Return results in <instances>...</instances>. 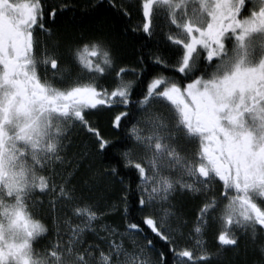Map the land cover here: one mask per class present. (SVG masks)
Listing matches in <instances>:
<instances>
[{
  "label": "snow or ice",
  "instance_id": "snow-or-ice-1",
  "mask_svg": "<svg viewBox=\"0 0 264 264\" xmlns=\"http://www.w3.org/2000/svg\"><path fill=\"white\" fill-rule=\"evenodd\" d=\"M210 236L264 264V0H0V264H212Z\"/></svg>",
  "mask_w": 264,
  "mask_h": 264
},
{
  "label": "trees",
  "instance_id": "trees-1",
  "mask_svg": "<svg viewBox=\"0 0 264 264\" xmlns=\"http://www.w3.org/2000/svg\"><path fill=\"white\" fill-rule=\"evenodd\" d=\"M76 3L82 2V0H74ZM103 2V0H101ZM100 13L102 15L110 16L111 13L107 12L105 9H100ZM82 15L81 9L77 8L73 10L72 12H66L62 16H58L57 18V26L62 27L65 24L73 23L75 20H78ZM119 27H122V24L119 25ZM127 39L132 40V37H128ZM131 49H128V53L130 54ZM92 119L95 121L97 120V117H92ZM99 126L102 131V133L107 132L108 124L107 120L101 116L99 117ZM119 133H113L112 137L115 139L116 136H118ZM191 207V205H189ZM41 218V217H37ZM117 217H110V219H116ZM42 222L49 223L47 219H43ZM209 239L212 241L209 245L210 251L213 253H216V255L212 258V264H248V262L252 259L251 251L248 253H245L243 244L241 245V248L238 251H235L231 248H223L218 251L217 247L215 246V241L212 240L211 236Z\"/></svg>",
  "mask_w": 264,
  "mask_h": 264
}]
</instances>
